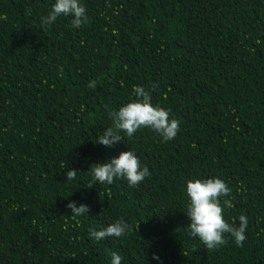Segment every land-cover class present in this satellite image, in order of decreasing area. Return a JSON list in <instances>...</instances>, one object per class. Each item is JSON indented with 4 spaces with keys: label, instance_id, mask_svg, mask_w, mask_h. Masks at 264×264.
Wrapping results in <instances>:
<instances>
[{
    "label": "trees",
    "instance_id": "trees-1",
    "mask_svg": "<svg viewBox=\"0 0 264 264\" xmlns=\"http://www.w3.org/2000/svg\"><path fill=\"white\" fill-rule=\"evenodd\" d=\"M54 3L0 0V264H264V0H80L88 23L42 27ZM136 86L177 136L96 143ZM130 149L150 177L87 187L91 165ZM213 177L232 189L225 220L248 218L243 246L189 234L186 182ZM120 218L131 232L90 237Z\"/></svg>",
    "mask_w": 264,
    "mask_h": 264
},
{
    "label": "clouds",
    "instance_id": "clouds-1",
    "mask_svg": "<svg viewBox=\"0 0 264 264\" xmlns=\"http://www.w3.org/2000/svg\"><path fill=\"white\" fill-rule=\"evenodd\" d=\"M61 15L71 16V24L74 28H80L88 23L86 8L80 3V0H55L49 14L42 17V27L53 24ZM96 85L97 80H92L88 87L95 88ZM155 87L153 85V89ZM133 91L135 98L122 105L118 111L110 113L114 123L99 135L96 143L112 147L123 141L122 132L131 138L142 128L152 129L165 142L177 136L180 131V121L170 118L171 110L159 105L154 106L150 93L143 86H136ZM87 173L92 177L87 186L89 188L93 187L95 182L110 185L117 178L126 179L129 187L136 188L151 175L147 165L141 164L140 158L132 149L121 152L110 162L91 165ZM77 174L75 169L66 171V181L75 180ZM231 192L232 189L225 180L218 177L194 178L186 182L189 203L185 213L190 220L187 228L190 236L198 238L208 250L226 244V234H230L234 238L237 246H243V242L246 240L248 218L245 215H240L238 227L227 222L224 218L225 208L233 207L230 199H224L230 196ZM66 207L71 209L73 218L88 212L87 205L77 206L74 201L69 202ZM138 229L139 223L135 225V230L138 231ZM132 230L133 226L120 218L101 230L90 229L89 235L92 239L100 241L109 237L119 238ZM110 257L111 264H121L122 257L118 253L112 252ZM154 258L158 259L155 256Z\"/></svg>",
    "mask_w": 264,
    "mask_h": 264
}]
</instances>
